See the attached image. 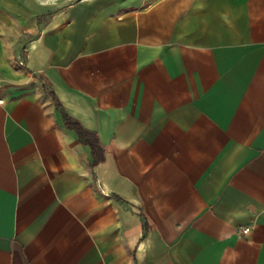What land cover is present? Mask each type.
<instances>
[{"label": "crops", "instance_id": "0c3cea01", "mask_svg": "<svg viewBox=\"0 0 264 264\" xmlns=\"http://www.w3.org/2000/svg\"><path fill=\"white\" fill-rule=\"evenodd\" d=\"M0 264H264V0H0Z\"/></svg>", "mask_w": 264, "mask_h": 264}, {"label": "built area", "instance_id": "2783aa9c", "mask_svg": "<svg viewBox=\"0 0 264 264\" xmlns=\"http://www.w3.org/2000/svg\"><path fill=\"white\" fill-rule=\"evenodd\" d=\"M247 229H248V227L247 226H243V227H241V232H246L247 231Z\"/></svg>", "mask_w": 264, "mask_h": 264}, {"label": "trees", "instance_id": "16d2710c", "mask_svg": "<svg viewBox=\"0 0 264 264\" xmlns=\"http://www.w3.org/2000/svg\"><path fill=\"white\" fill-rule=\"evenodd\" d=\"M65 120H66L67 123H69V121H68V119L66 118V116H65Z\"/></svg>", "mask_w": 264, "mask_h": 264}]
</instances>
